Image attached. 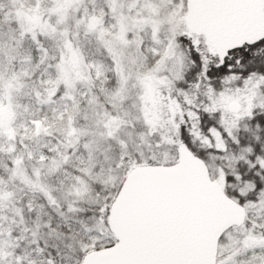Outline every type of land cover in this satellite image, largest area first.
<instances>
[{"label":"snow or ice","instance_id":"1","mask_svg":"<svg viewBox=\"0 0 264 264\" xmlns=\"http://www.w3.org/2000/svg\"><path fill=\"white\" fill-rule=\"evenodd\" d=\"M0 264H264V0H0Z\"/></svg>","mask_w":264,"mask_h":264}]
</instances>
